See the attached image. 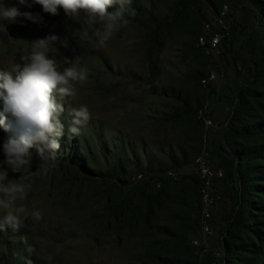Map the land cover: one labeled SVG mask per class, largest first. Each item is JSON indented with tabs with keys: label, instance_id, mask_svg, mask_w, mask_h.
<instances>
[{
	"label": "rangeland",
	"instance_id": "374dc122",
	"mask_svg": "<svg viewBox=\"0 0 264 264\" xmlns=\"http://www.w3.org/2000/svg\"><path fill=\"white\" fill-rule=\"evenodd\" d=\"M0 4L43 20L0 21V72L22 64L30 43L48 35L67 41L49 53L60 71L69 66L64 58L76 57L87 69L85 81L73 82L76 96L62 102L59 160L46 174L35 173V149L22 173L3 164L14 133L0 127V170L31 184L16 205L42 213L39 221L22 216L18 231H0V264H23L18 254L32 264L264 263V0H132V22L103 46L91 29L88 40L74 33L87 27L83 13L52 15L35 0ZM206 23L224 35L219 57L198 45ZM4 95L0 89V113ZM80 104L90 120L72 136L69 110ZM203 104L214 128L196 115ZM204 147L225 177L201 256L193 246L201 213L194 158ZM21 237L35 249L30 256Z\"/></svg>",
	"mask_w": 264,
	"mask_h": 264
},
{
	"label": "clouds",
	"instance_id": "9594fccd",
	"mask_svg": "<svg viewBox=\"0 0 264 264\" xmlns=\"http://www.w3.org/2000/svg\"><path fill=\"white\" fill-rule=\"evenodd\" d=\"M43 7L44 12L52 15L58 14L62 8L67 17H78L84 14V23L87 27L75 31L81 39H90L89 30L97 38L99 45L103 46L113 34L121 27H127L132 21L129 17L135 16V9L129 5L132 0H35ZM26 4V0H19ZM117 6L115 10L109 8ZM18 17H23L33 23H42L39 14L21 12L17 7H5L0 4V21L16 22ZM99 25V27H96ZM61 43L67 47V41H61L56 35L37 39L30 43V51L21 56V63H15L11 71L0 72V89H4V113H0V127L5 131L14 133L3 144L5 160L8 168L14 173H22L32 160L31 149H35L41 161L36 174L47 173L50 168L56 167L59 160L60 138L64 135V124L60 120L65 111L63 101L76 96L73 82H83L87 79V69L79 67L78 60L64 58L63 71L58 69V61L49 56L56 53L54 46ZM59 98V101L58 99ZM10 114L12 119H9ZM72 119L68 125V133L79 136L81 130L90 120V111L87 105L80 104L69 110ZM20 179H23L20 176ZM30 183L18 182L17 179H8V172L0 170V231L12 228L18 231L23 228L21 217L39 221L42 213L39 210L28 212L26 207L17 206L18 199H24ZM25 243V251L34 253L35 249L28 244L26 237H21ZM23 264H32V261L22 254H18Z\"/></svg>",
	"mask_w": 264,
	"mask_h": 264
},
{
	"label": "built area",
	"instance_id": "2783aa9c",
	"mask_svg": "<svg viewBox=\"0 0 264 264\" xmlns=\"http://www.w3.org/2000/svg\"><path fill=\"white\" fill-rule=\"evenodd\" d=\"M229 7L225 5L218 15L216 20L219 26L225 27V19L228 15ZM224 35L218 32H212L211 23L205 24L204 32L198 37V45L205 50L207 54L214 57H219L222 53V42ZM215 79V75L211 74L208 78L203 79L202 83L206 87L210 81ZM196 115L201 120L207 129L215 127V123L209 116V105L203 104L200 106ZM195 176L199 181V196L201 213L198 223V236L193 241V246L201 256L207 251L208 240L214 234L212 220L213 211L219 200L217 192V184L221 182L225 173L222 168L216 167L212 161L211 153L204 147L202 151L194 158ZM170 176H174L172 171ZM144 178L143 173L135 175L134 180L140 181Z\"/></svg>",
	"mask_w": 264,
	"mask_h": 264
},
{
	"label": "trees",
	"instance_id": "16d2710c",
	"mask_svg": "<svg viewBox=\"0 0 264 264\" xmlns=\"http://www.w3.org/2000/svg\"><path fill=\"white\" fill-rule=\"evenodd\" d=\"M187 110V109H186ZM195 181H196V183L197 184H199V181H198V179L197 178H195ZM218 185V184H217ZM234 217V216H233ZM233 219V218H232ZM231 224V223H230ZM264 264V263H263Z\"/></svg>",
	"mask_w": 264,
	"mask_h": 264
}]
</instances>
